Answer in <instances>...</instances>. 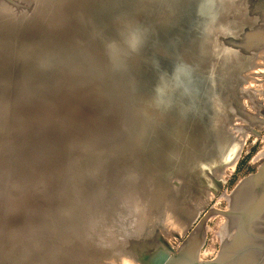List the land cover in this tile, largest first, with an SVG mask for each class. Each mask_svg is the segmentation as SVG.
I'll list each match as a JSON object with an SVG mask.
<instances>
[{
    "label": "water",
    "instance_id": "obj_1",
    "mask_svg": "<svg viewBox=\"0 0 264 264\" xmlns=\"http://www.w3.org/2000/svg\"><path fill=\"white\" fill-rule=\"evenodd\" d=\"M263 122L264 0H0V264H264Z\"/></svg>",
    "mask_w": 264,
    "mask_h": 264
},
{
    "label": "rangeland",
    "instance_id": "obj_2",
    "mask_svg": "<svg viewBox=\"0 0 264 264\" xmlns=\"http://www.w3.org/2000/svg\"><path fill=\"white\" fill-rule=\"evenodd\" d=\"M264 134V122L260 128V131L256 137V135H253L251 133H247L245 135V138L243 140V143L240 147V151L235 163V166L233 168L232 173L229 175V177L226 179V181L223 183V187L215 194L210 201L206 204L205 208L202 209V211L199 213L195 221L187 228V230L184 232L183 239H185L188 234L192 231V229L195 227V225L199 222V220L202 218V216L206 213V211L210 208V206L214 203V201L219 197V195L223 192L224 194L230 193L235 186L244 178L254 174L257 171V168L264 163V158L259 161L256 165L251 166L250 159L257 150V147L263 137ZM256 137V139H255ZM221 222V217L219 214H216L213 216L212 220L206 219L205 224L207 226V229L205 230V239L203 241L202 246L199 248L198 251V258L200 260H212L214 257H216L217 252L219 250V241H213L212 247L209 250H204V247L207 243L208 237L217 231L219 229V225ZM180 243V244H179ZM179 246L181 245V240L178 241ZM178 247L175 245L174 250L176 251Z\"/></svg>",
    "mask_w": 264,
    "mask_h": 264
},
{
    "label": "clouds",
    "instance_id": "obj_3",
    "mask_svg": "<svg viewBox=\"0 0 264 264\" xmlns=\"http://www.w3.org/2000/svg\"><path fill=\"white\" fill-rule=\"evenodd\" d=\"M146 41V36H144L139 29L133 30L130 33V36L128 38V42L130 46L135 50L136 48L142 46Z\"/></svg>",
    "mask_w": 264,
    "mask_h": 264
},
{
    "label": "bare ground",
    "instance_id": "obj_4",
    "mask_svg": "<svg viewBox=\"0 0 264 264\" xmlns=\"http://www.w3.org/2000/svg\"><path fill=\"white\" fill-rule=\"evenodd\" d=\"M181 237H183V236H181ZM180 240H181V239H180ZM180 240H178V241H180ZM178 241H177V243H178ZM177 243H176L175 245H177ZM175 245H174V246H175Z\"/></svg>",
    "mask_w": 264,
    "mask_h": 264
}]
</instances>
